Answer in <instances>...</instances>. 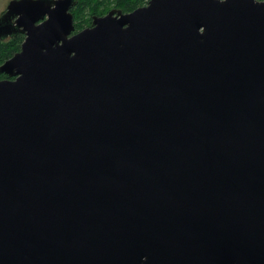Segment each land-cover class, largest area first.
Returning <instances> with one entry per match:
<instances>
[{"label":"water","instance_id":"95a60500","mask_svg":"<svg viewBox=\"0 0 264 264\" xmlns=\"http://www.w3.org/2000/svg\"><path fill=\"white\" fill-rule=\"evenodd\" d=\"M74 3L0 19V264H264V0Z\"/></svg>","mask_w":264,"mask_h":264},{"label":"trees","instance_id":"16d2710c","mask_svg":"<svg viewBox=\"0 0 264 264\" xmlns=\"http://www.w3.org/2000/svg\"><path fill=\"white\" fill-rule=\"evenodd\" d=\"M96 2H98V0L80 1V3L85 6V9L92 10V13H96L94 10ZM143 3L144 0H113V6L121 9L123 13H130L136 8L142 7ZM84 27L85 25L81 22L74 25L75 31H79ZM24 38L25 37L23 35L17 34L16 36L11 37L9 41L0 40V66L20 50ZM6 78L7 76L4 73H0V80Z\"/></svg>","mask_w":264,"mask_h":264},{"label":"rangeland","instance_id":"374dc122","mask_svg":"<svg viewBox=\"0 0 264 264\" xmlns=\"http://www.w3.org/2000/svg\"><path fill=\"white\" fill-rule=\"evenodd\" d=\"M9 1H11V0H0V17L2 15V13L5 11ZM80 1L81 0H76L77 4L72 9V13H73V24L74 25L76 23H80V22L83 25H85V27L82 28L81 30L86 29V28L91 26L93 17L105 16L111 10L121 11V9H118V8L113 6V0H108V1L98 0V2H96V6L94 8L96 13H92V10L85 9V6L83 4H81ZM148 1L149 0H144L143 6L146 5V3ZM81 30H79V31H81ZM79 31H75V32H79ZM9 40H10V38H7L5 41H9Z\"/></svg>","mask_w":264,"mask_h":264},{"label":"flooded vegetation","instance_id":"af4514ba","mask_svg":"<svg viewBox=\"0 0 264 264\" xmlns=\"http://www.w3.org/2000/svg\"><path fill=\"white\" fill-rule=\"evenodd\" d=\"M11 1H13V0H11ZM11 1H9V3L11 2ZM259 1H262V0H259ZM8 3V4H9ZM75 5H76V0H75V3H74V5L73 6H71L70 7V9H69V11H70V13H71V15H72V18H73V13H72V9L75 7ZM8 6V5H7ZM7 8V7H6ZM5 11H6V9H5ZM4 11V12H5ZM4 12L2 13V15H1V17H0V19L2 18V16L4 15ZM45 19H47V16H45L44 18H43V20L42 21H44ZM18 20V16H16V17H14V18H12L10 21H9V25H11V26H15L16 25V21ZM17 34H19V35H23L24 36V34H21V33H17ZM25 37V36H24Z\"/></svg>","mask_w":264,"mask_h":264}]
</instances>
